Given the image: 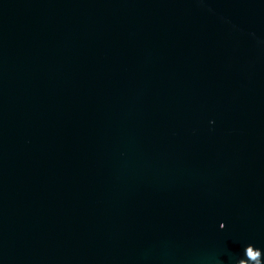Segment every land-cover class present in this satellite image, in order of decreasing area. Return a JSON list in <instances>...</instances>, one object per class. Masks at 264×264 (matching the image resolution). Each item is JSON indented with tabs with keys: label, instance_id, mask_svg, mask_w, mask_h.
<instances>
[{
	"label": "water",
	"instance_id": "95a60500",
	"mask_svg": "<svg viewBox=\"0 0 264 264\" xmlns=\"http://www.w3.org/2000/svg\"><path fill=\"white\" fill-rule=\"evenodd\" d=\"M0 264H264V0H0Z\"/></svg>",
	"mask_w": 264,
	"mask_h": 264
},
{
	"label": "snow or ice",
	"instance_id": "6c2138e0",
	"mask_svg": "<svg viewBox=\"0 0 264 264\" xmlns=\"http://www.w3.org/2000/svg\"><path fill=\"white\" fill-rule=\"evenodd\" d=\"M225 227V224L223 225V228Z\"/></svg>",
	"mask_w": 264,
	"mask_h": 264
}]
</instances>
